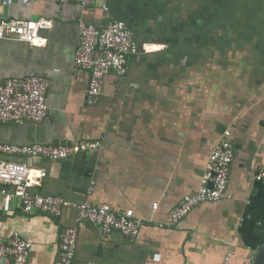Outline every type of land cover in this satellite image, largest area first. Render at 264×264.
I'll return each instance as SVG.
<instances>
[{"label": "crops", "instance_id": "1", "mask_svg": "<svg viewBox=\"0 0 264 264\" xmlns=\"http://www.w3.org/2000/svg\"><path fill=\"white\" fill-rule=\"evenodd\" d=\"M229 42L206 28L207 0H12L0 16L44 20L46 42L0 38V82L35 72L49 80L40 122H0L6 143L77 142L101 146L64 160L0 158L43 168L31 194L60 195L131 208L146 219L136 237L77 222L74 205L59 216L25 214L17 197L5 211L0 196V244L18 231L31 242L27 264H61L60 232L78 224L77 264H251L264 242V0H231ZM122 19L139 49L126 71H110L95 103L89 72L75 64L79 21L96 26ZM153 48L144 50L143 46ZM232 141L225 192L204 201L172 227H159L185 195L194 194L215 144ZM153 203L156 207L153 208ZM3 264H10L5 262Z\"/></svg>", "mask_w": 264, "mask_h": 264}, {"label": "built area", "instance_id": "2", "mask_svg": "<svg viewBox=\"0 0 264 264\" xmlns=\"http://www.w3.org/2000/svg\"><path fill=\"white\" fill-rule=\"evenodd\" d=\"M12 0H0L6 5ZM74 1L91 5L98 0H59ZM46 25L44 20L25 18H5L0 16V38L15 37L30 45L45 44L46 38L40 29ZM132 29L122 19H110L99 27L79 21V47L74 59L76 65L89 72L87 101L95 103L101 91L104 76L112 71L117 75L126 71L131 53L139 49L132 39ZM143 46L144 50L153 48ZM49 80L43 75L30 72L15 75L0 82V122L20 123L23 121H42L48 111L46 92ZM101 146L100 139H83L77 142L45 143H6L0 141V154L9 156L46 157L51 160H64ZM234 147L226 134L215 144L206 164L200 185L194 194L185 195L173 208L167 220L158 223L159 227H172L182 220L198 203L216 202L226 190ZM46 176L43 168L29 166L25 162H15L0 158V196L2 208L7 211L10 200L17 197L23 213L41 212L59 216L63 207L74 205L77 222L96 225L102 232L119 231L126 237L134 238L146 219L137 216L133 209L116 210L108 204H92L88 200L72 203L60 195H43L29 192L39 185ZM255 179L264 184V169L255 174ZM153 203L152 207H156ZM1 212V209H0ZM2 220L0 219V226ZM78 224L65 226L60 232L59 260L61 264H77L75 253L78 237ZM31 242L18 231H14L8 241L0 244V264H27Z\"/></svg>", "mask_w": 264, "mask_h": 264}, {"label": "trees", "instance_id": "3", "mask_svg": "<svg viewBox=\"0 0 264 264\" xmlns=\"http://www.w3.org/2000/svg\"><path fill=\"white\" fill-rule=\"evenodd\" d=\"M231 0H207L206 28H220L222 43L229 42L230 17L232 10Z\"/></svg>", "mask_w": 264, "mask_h": 264}, {"label": "water", "instance_id": "4", "mask_svg": "<svg viewBox=\"0 0 264 264\" xmlns=\"http://www.w3.org/2000/svg\"><path fill=\"white\" fill-rule=\"evenodd\" d=\"M251 264H264V242L255 251Z\"/></svg>", "mask_w": 264, "mask_h": 264}]
</instances>
